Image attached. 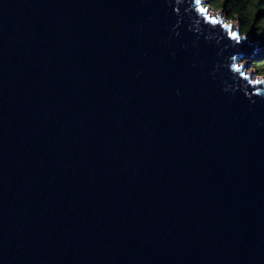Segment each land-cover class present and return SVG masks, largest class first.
<instances>
[{
  "label": "water",
  "instance_id": "water-1",
  "mask_svg": "<svg viewBox=\"0 0 264 264\" xmlns=\"http://www.w3.org/2000/svg\"><path fill=\"white\" fill-rule=\"evenodd\" d=\"M204 1L0 0V264H264L258 41Z\"/></svg>",
  "mask_w": 264,
  "mask_h": 264
},
{
  "label": "trees",
  "instance_id": "trees-1",
  "mask_svg": "<svg viewBox=\"0 0 264 264\" xmlns=\"http://www.w3.org/2000/svg\"><path fill=\"white\" fill-rule=\"evenodd\" d=\"M215 8H222L227 19H235L242 34H251L258 46L251 56V66L257 74H264V0H211Z\"/></svg>",
  "mask_w": 264,
  "mask_h": 264
},
{
  "label": "rangeland",
  "instance_id": "rangeland-1",
  "mask_svg": "<svg viewBox=\"0 0 264 264\" xmlns=\"http://www.w3.org/2000/svg\"><path fill=\"white\" fill-rule=\"evenodd\" d=\"M204 3H205L204 6L207 7L208 11L211 14L216 15V16L221 14L220 18H224L228 23H231L234 27L238 24V21L235 19H227L226 16L224 15L222 8H220V9L215 8L211 0H205ZM249 61H250L249 57L244 58V60H242V63L243 64L249 63ZM251 64L252 63L250 62L249 66L247 67V72H249V73L251 72V73L256 75L257 71L251 66ZM257 75H258V77L264 78V74H262V75L257 74Z\"/></svg>",
  "mask_w": 264,
  "mask_h": 264
},
{
  "label": "snow or ice",
  "instance_id": "snow-or-ice-1",
  "mask_svg": "<svg viewBox=\"0 0 264 264\" xmlns=\"http://www.w3.org/2000/svg\"><path fill=\"white\" fill-rule=\"evenodd\" d=\"M197 2H199V0H197ZM201 11H205V10L203 8H201ZM231 34H232L233 37H235L237 35L236 32H232Z\"/></svg>",
  "mask_w": 264,
  "mask_h": 264
},
{
  "label": "bare ground",
  "instance_id": "bare-ground-1",
  "mask_svg": "<svg viewBox=\"0 0 264 264\" xmlns=\"http://www.w3.org/2000/svg\"><path fill=\"white\" fill-rule=\"evenodd\" d=\"M205 4V3H204Z\"/></svg>",
  "mask_w": 264,
  "mask_h": 264
}]
</instances>
